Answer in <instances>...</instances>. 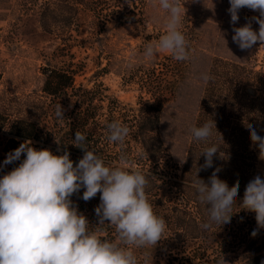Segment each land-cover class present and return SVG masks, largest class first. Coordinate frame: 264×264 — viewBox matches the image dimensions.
Listing matches in <instances>:
<instances>
[{"label":"trees","instance_id":"1","mask_svg":"<svg viewBox=\"0 0 264 264\" xmlns=\"http://www.w3.org/2000/svg\"><path fill=\"white\" fill-rule=\"evenodd\" d=\"M145 1L55 0L54 5L60 12L62 28L75 20L80 30V10L92 13L93 18L88 21L91 27L103 28L112 18L120 22L135 18ZM51 3L46 0L41 12L42 24L49 32L54 19ZM68 9L73 17H66ZM189 29L188 24L181 28L190 46L188 60L177 61L168 54L153 65L139 66L132 71L130 78L141 90L136 107L105 95L102 86L77 85L78 68L72 62L62 66L48 63L42 67V89L49 98L39 107L36 119L11 118L0 110V165L10 151L25 140H31L36 149H50L57 155L67 150L75 166L84 155L83 150L74 145L75 133L81 132L86 136L85 146L106 165L115 166L123 154L146 175L148 200L167 225L157 242L159 248L165 249L166 264H261L264 228H258L255 213L242 209L239 203L246 185L254 179L260 159L247 126L252 125L258 135L264 137V68L227 57L213 59L208 72L211 79L205 83L194 127L213 120L216 129L213 127L208 140H195L191 135L183 164L178 169L160 128L163 109L179 91L192 59L194 43ZM59 104L63 119L55 115ZM113 121L127 125L130 130L122 145L107 138V125ZM212 145L219 147L213 167L198 171L205 162L203 151ZM23 158L24 154L21 160ZM19 163L5 166L0 170V177ZM216 167L221 169L217 173L219 179L226 181L229 187L239 183L237 204L233 206L229 224H213L210 230H204L201 224L208 219L207 206L198 199L192 183L197 171L199 178L207 182ZM82 195L83 188L71 200L78 212L86 216L89 228L111 231L114 226L108 221L98 226L95 209L81 198ZM253 230L257 231L256 236L251 235Z\"/></svg>","mask_w":264,"mask_h":264},{"label":"clouds","instance_id":"2","mask_svg":"<svg viewBox=\"0 0 264 264\" xmlns=\"http://www.w3.org/2000/svg\"><path fill=\"white\" fill-rule=\"evenodd\" d=\"M229 3L227 11L232 25L239 21L238 13L243 8L259 12L244 26L233 27V42L241 50L251 49L258 41L264 46V0ZM153 6L166 13L165 31L157 41L144 47L143 59L151 61L167 53L177 61L188 60L190 46L181 31L184 4L180 0H153ZM252 21L259 25L258 32L253 30ZM203 79L211 77L205 74ZM55 115L64 118L60 104ZM213 127L216 129L213 120L193 127L192 136L195 140H208ZM247 127L260 159H264V137L252 125ZM107 128L108 140L121 145L130 131L119 121L109 123ZM74 141L84 152L75 166L67 150L57 155L50 149H36L31 140H25L6 155L0 170L16 161L20 163L0 177V264H138L134 249L156 245L161 240L167 225L148 200L146 175L123 154L118 165H106L85 146L86 136L81 132L75 133ZM218 151L216 145L206 148L202 153L205 162L198 171L212 168ZM198 171L192 187L208 212L201 228L210 230L213 224H229L237 204L239 183L229 187L219 179V167L207 182L199 178ZM81 188L85 189L81 197L85 202L100 193V204L94 210L98 226L108 221L115 228L116 241L102 238L99 228L90 230L86 216L78 212L71 197ZM239 204L254 212L258 228H264V179L260 175L246 185ZM251 235L256 236L257 231L253 230Z\"/></svg>","mask_w":264,"mask_h":264},{"label":"rangeland","instance_id":"3","mask_svg":"<svg viewBox=\"0 0 264 264\" xmlns=\"http://www.w3.org/2000/svg\"><path fill=\"white\" fill-rule=\"evenodd\" d=\"M45 1L0 0V110L11 118L36 119L39 107L49 98L42 89V67L48 63L62 66L71 62L78 68L77 85L102 86L105 95L136 107L141 90L130 74L137 67L153 65L168 55L160 54L151 61L143 59L144 47L164 34L166 13L154 7L153 0H146L135 18L124 22L112 18L105 27L93 28L88 22L93 18L92 13L80 10V30H77L75 20L62 28L55 0H47L52 2L54 10L49 32L41 21ZM180 2L186 9L181 28L190 25L194 47L184 82L163 109L160 128L178 169H181L191 141V129L195 126L206 83L203 76L208 75L213 59L227 57L264 68V46L261 47L259 41L251 49L241 50L232 40L233 27L244 26L249 18L259 16L258 11L241 9L239 21L232 25L227 11L229 0ZM68 16L73 17L69 9ZM252 28L258 32L259 25L252 21ZM119 163L115 162V166ZM257 175L264 179V159L257 163L254 178ZM88 203L95 209L100 204V193ZM100 230L102 238L117 240L115 228L110 232ZM163 251L165 249L157 244L134 249L138 264H166L167 255Z\"/></svg>","mask_w":264,"mask_h":264}]
</instances>
